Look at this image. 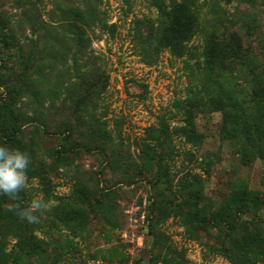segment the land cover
I'll return each instance as SVG.
<instances>
[{
    "label": "rangeland",
    "instance_id": "1",
    "mask_svg": "<svg viewBox=\"0 0 264 264\" xmlns=\"http://www.w3.org/2000/svg\"><path fill=\"white\" fill-rule=\"evenodd\" d=\"M163 1L0 0V144L31 161L19 198L0 195V264H264V223L258 240L245 238L250 217L264 222L262 205L234 232L197 226L172 206L189 171L208 213L233 211L237 189L264 192V139L251 146L242 125L262 109L238 96L252 83L264 89V0H174L199 21L181 58L158 45ZM231 32L254 52L252 67L208 64L209 40ZM220 91L241 104L238 126L223 136L221 113L201 114L202 145L181 135L163 143L176 157L171 183L155 187L142 160L144 143L155 144L148 129L160 118L182 125L177 101ZM33 199L48 208L28 222L18 210Z\"/></svg>",
    "mask_w": 264,
    "mask_h": 264
},
{
    "label": "trees",
    "instance_id": "2",
    "mask_svg": "<svg viewBox=\"0 0 264 264\" xmlns=\"http://www.w3.org/2000/svg\"><path fill=\"white\" fill-rule=\"evenodd\" d=\"M165 2V3H164ZM160 5V11L165 18L158 45L167 49L175 58H181L185 54L187 44L199 31L198 15L185 1L164 0ZM80 39H83L82 31L76 28ZM255 56L254 52L243 46V43L236 32H231L226 36L215 35L207 45L206 59L210 66L217 67L220 70H230L240 67H252L250 60ZM97 86L92 85L94 92ZM238 94V92H236ZM246 98L261 107L262 111L259 117H255L249 122H242L246 141L251 146L264 139V89L256 87L253 83L249 84L247 90L239 91L238 96ZM241 97V100L243 98ZM175 108L183 116L182 125L170 129L164 118H160L156 127H150L148 133L155 141V144L144 143L142 151V160L148 166L156 169L155 187L162 181L164 184L171 183L170 180V162L176 157L172 150L168 152L163 149V143L169 140L173 135H181L185 143L199 149L204 141V135L198 131L196 120L201 114L208 110L219 112L222 116L221 134L224 136L232 128L238 126L240 122L241 104L233 101L231 95L227 92H216L208 100L195 92L188 95L185 99L175 103ZM16 134L11 135L14 138ZM158 148L160 150L158 151ZM184 155L191 160L194 153L186 152ZM209 166V164H207ZM202 180L198 175H193L190 171L186 173L178 182V190L184 197L180 202L172 206L179 213H187L192 223L204 228L223 227L230 232L236 230V220L246 214H251L255 204H260L264 209V192L252 191L246 189H237L231 195V211L228 208H218L212 212H206L203 206L204 194L202 189ZM154 203V202H153ZM171 204V203H170ZM156 203L153 204L155 208ZM235 222H231V219ZM263 219L258 215H253L247 220L245 231L249 236L246 239L252 241L258 240L255 234L258 226H262ZM254 231H248V228ZM248 227V228H247ZM230 257V256H229ZM230 259H232L230 257ZM233 260V259H232ZM235 262V261H234ZM235 264V263H234Z\"/></svg>",
    "mask_w": 264,
    "mask_h": 264
},
{
    "label": "clouds",
    "instance_id": "3",
    "mask_svg": "<svg viewBox=\"0 0 264 264\" xmlns=\"http://www.w3.org/2000/svg\"><path fill=\"white\" fill-rule=\"evenodd\" d=\"M30 162L26 152L0 144V195L13 201L19 198V194L27 188ZM47 208L46 201L33 199L27 208L18 210V215L28 222H35L37 216L34 213Z\"/></svg>",
    "mask_w": 264,
    "mask_h": 264
}]
</instances>
